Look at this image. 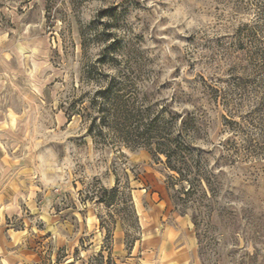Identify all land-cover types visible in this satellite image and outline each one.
Segmentation results:
<instances>
[{
  "label": "rangeland",
  "instance_id": "rangeland-1",
  "mask_svg": "<svg viewBox=\"0 0 264 264\" xmlns=\"http://www.w3.org/2000/svg\"><path fill=\"white\" fill-rule=\"evenodd\" d=\"M114 82L190 140L186 181L103 125L88 132ZM0 187L73 234L78 214L80 248L93 209V264H115L116 223L130 264H264V0H0Z\"/></svg>",
  "mask_w": 264,
  "mask_h": 264
},
{
  "label": "crops",
  "instance_id": "crops-1",
  "mask_svg": "<svg viewBox=\"0 0 264 264\" xmlns=\"http://www.w3.org/2000/svg\"><path fill=\"white\" fill-rule=\"evenodd\" d=\"M6 189L0 187V264H93V258L98 253H102L104 233L99 227L93 209L88 208L86 211V225L93 234V238L90 239L91 244L88 247L80 248L75 241L82 234L85 225L81 217L77 216L78 214H75L77 229L73 234L71 230H68L67 221L57 214H51L45 204L38 207L29 195L21 196L20 194H13L7 200L3 195ZM22 204L30 211L33 218L39 219L44 224L43 230L36 229L30 218L23 217ZM11 216L21 221L23 225L21 229H10L5 225V221ZM72 236H75L74 240ZM63 246H67V250L60 259L57 251ZM128 252L125 249L121 224L116 223L113 231L112 253L111 255L108 253V256L113 257L115 264H130L132 254Z\"/></svg>",
  "mask_w": 264,
  "mask_h": 264
},
{
  "label": "trees",
  "instance_id": "trees-1",
  "mask_svg": "<svg viewBox=\"0 0 264 264\" xmlns=\"http://www.w3.org/2000/svg\"><path fill=\"white\" fill-rule=\"evenodd\" d=\"M115 85L116 82L96 93L101 102L93 101L92 104H98V113H101L100 119L103 123L96 125V118H93L88 132L96 133L97 131L96 135H100L101 132L98 129L100 125H103L108 132L117 136L125 147L145 148L155 158L163 156L166 168L179 175L182 181H186V173L192 169L190 140L182 135V130H179L177 134L171 131L168 123L159 119L158 115H154L149 106L145 108L137 106L126 92H122L123 88H115ZM203 179L202 176L192 177V180L197 183L203 182ZM171 197L176 205L173 196ZM109 204L112 205L108 202ZM130 209L128 212L134 215V210ZM102 227L106 230V238L110 237L113 227L108 228L103 225Z\"/></svg>",
  "mask_w": 264,
  "mask_h": 264
}]
</instances>
